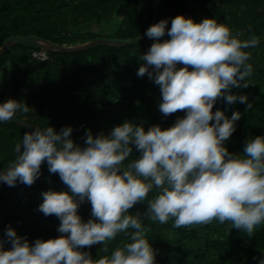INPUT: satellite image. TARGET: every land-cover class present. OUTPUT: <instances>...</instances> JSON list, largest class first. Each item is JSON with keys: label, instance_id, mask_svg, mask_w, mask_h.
Returning a JSON list of instances; mask_svg holds the SVG:
<instances>
[{"label": "clouds", "instance_id": "clouds-1", "mask_svg": "<svg viewBox=\"0 0 264 264\" xmlns=\"http://www.w3.org/2000/svg\"><path fill=\"white\" fill-rule=\"evenodd\" d=\"M167 24L161 20L147 29L148 38L157 42L140 57L145 63L137 75H147L160 87L159 110L165 117L186 115L168 129L155 125L146 131L126 121L109 135L93 136L89 130L84 147L70 138L71 127L25 132L15 146L19 155L0 172V182L31 186L46 162L70 192H43L38 211L56 216L62 235L33 244L9 226L11 248L5 250L0 238V264H157L158 250L146 238L144 218L161 225L172 220L174 228L228 222L249 238L264 224V136L250 139L244 153L235 155L225 142L236 131L241 113L228 118L213 111L221 99L229 105L247 103L246 95L232 94V89L250 86L251 53L244 49L255 48L259 39L241 40V33L233 34L213 18L197 23L177 16L170 29ZM166 34L170 39L161 42ZM29 111L26 103L10 99L0 103V122ZM133 146L141 156L125 165ZM154 190L157 194L149 200ZM85 201L93 217L87 222L78 215ZM145 201L143 215L129 214ZM121 233L130 235L131 242L110 256L93 259L81 251L102 244L108 252L109 242Z\"/></svg>", "mask_w": 264, "mask_h": 264}, {"label": "trees", "instance_id": "trees-1", "mask_svg": "<svg viewBox=\"0 0 264 264\" xmlns=\"http://www.w3.org/2000/svg\"><path fill=\"white\" fill-rule=\"evenodd\" d=\"M153 12L154 0H0V45L12 35H36L63 45L99 37L133 38L148 29ZM187 12L197 23L216 19L233 34L241 33V40L259 39L258 46L244 49L251 53L247 62L253 66L250 86L232 89V94L246 95L247 103L229 105L221 99L213 107L228 118L241 113L236 131L225 142L229 152L241 155L250 139L264 136V0H161L157 23L167 20L170 29L171 20ZM160 39L163 42L170 37L166 34ZM156 42L147 38L126 46L96 45L75 52L46 49V59L34 54L44 48L15 43L0 55V103L10 99L26 103L30 111L18 112L15 117L33 127L50 126L57 132L71 127L70 138L81 147L86 146L89 130L93 136L109 135L126 121L143 125L146 131L155 125L168 129L186 113L165 117L159 110L160 87L147 75H137L145 63L140 57ZM28 131L12 121L0 122V171L16 160L19 153L15 146ZM140 156L133 146L125 165ZM41 173L31 186L17 182L10 187L0 182V238L5 241V250L11 248L6 236L9 226L33 244L37 239L47 241L62 235L58 232L60 220L54 215L44 216L38 207L43 192L70 189L58 174L49 172L46 162ZM146 211L147 201L135 205L129 214L143 215ZM78 215L84 222L93 218L90 202L80 205ZM172 224V220L161 225L143 219L148 229L146 238L158 250L157 264H259L264 259V224L251 238L232 229L228 222L221 225L213 221L191 228H174ZM129 242L130 235L121 233L109 242L108 252L102 251V244L81 251L99 259Z\"/></svg>", "mask_w": 264, "mask_h": 264}, {"label": "water", "instance_id": "water-1", "mask_svg": "<svg viewBox=\"0 0 264 264\" xmlns=\"http://www.w3.org/2000/svg\"><path fill=\"white\" fill-rule=\"evenodd\" d=\"M160 12H161V0H154V12H153V17H152V22L149 27H151L154 24H157ZM146 32L147 30L143 34L137 37L128 38V39L99 37V38H94V39H90L84 42L70 44V45L58 44V43L52 42L49 39L36 36V35H24V36L12 35L0 45V55L3 54L6 50H8L13 44L18 43V42L32 43L34 45H37L47 50L60 51V52H75V51L84 50V49H87V48H90L96 45L126 46L129 44H136V43L143 42L145 39L148 38V36L146 35ZM12 122L17 123L30 131L35 130V127H33L31 124H29L28 122H26L25 120L21 118L15 117L12 119ZM11 164H9L6 168H4L0 172L6 171L7 168Z\"/></svg>", "mask_w": 264, "mask_h": 264}, {"label": "built area", "instance_id": "built-area-1", "mask_svg": "<svg viewBox=\"0 0 264 264\" xmlns=\"http://www.w3.org/2000/svg\"><path fill=\"white\" fill-rule=\"evenodd\" d=\"M183 16L186 18H192L188 12L184 13ZM34 54H35V57H39L41 59L48 58V53H47L46 49H43L42 51H36Z\"/></svg>", "mask_w": 264, "mask_h": 264}]
</instances>
